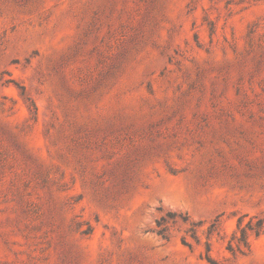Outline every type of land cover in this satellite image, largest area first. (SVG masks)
I'll use <instances>...</instances> for the list:
<instances>
[{
  "label": "rangeland",
  "instance_id": "rangeland-1",
  "mask_svg": "<svg viewBox=\"0 0 264 264\" xmlns=\"http://www.w3.org/2000/svg\"><path fill=\"white\" fill-rule=\"evenodd\" d=\"M0 264H264V0H0Z\"/></svg>",
  "mask_w": 264,
  "mask_h": 264
},
{
  "label": "trees",
  "instance_id": "trees-1",
  "mask_svg": "<svg viewBox=\"0 0 264 264\" xmlns=\"http://www.w3.org/2000/svg\"><path fill=\"white\" fill-rule=\"evenodd\" d=\"M166 228L165 227H161L159 230H158V233L161 234L163 237H166Z\"/></svg>",
  "mask_w": 264,
  "mask_h": 264
}]
</instances>
